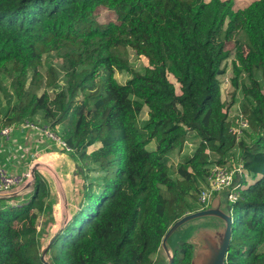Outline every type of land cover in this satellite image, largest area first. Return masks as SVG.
Returning a JSON list of instances; mask_svg holds the SVG:
<instances>
[{
    "label": "trees",
    "instance_id": "16d2710c",
    "mask_svg": "<svg viewBox=\"0 0 264 264\" xmlns=\"http://www.w3.org/2000/svg\"><path fill=\"white\" fill-rule=\"evenodd\" d=\"M102 10L109 16L99 20ZM241 20L248 43L236 44L235 92L228 105L221 77ZM125 49L147 59L144 73L129 66L120 54ZM51 53L63 62L48 65V85L66 72L54 99L37 93L43 57ZM115 70L132 78L121 85ZM2 73L13 76L11 89ZM262 82L264 0L242 12L234 0H0V130L26 120H39L56 133L61 127L58 133L75 157L100 174L84 185V198L47 249V261L164 264L158 255L165 235L200 210L198 196L211 168L229 164L240 148L236 163L252 181L238 179L233 216L239 215L225 264H264ZM238 101L242 114L234 124L229 111ZM145 108L148 120L140 124ZM241 116L248 127L238 138L232 128L240 126ZM191 135L199 139L197 147L172 171L169 156L182 152ZM51 194L37 171L27 203L11 206L0 199V264H44L40 238L48 224L40 231L37 224L50 216ZM173 253V264H192L195 248L183 241Z\"/></svg>",
    "mask_w": 264,
    "mask_h": 264
},
{
    "label": "rangeland",
    "instance_id": "374dc122",
    "mask_svg": "<svg viewBox=\"0 0 264 264\" xmlns=\"http://www.w3.org/2000/svg\"><path fill=\"white\" fill-rule=\"evenodd\" d=\"M205 1L209 2L210 0H205ZM234 1H235V9L239 12H242L243 10L248 8L253 2H255L257 0H234ZM98 16H99V20H101L104 17H108L109 13L102 10L99 12ZM242 20L239 22L238 27L236 28V34H235L234 39L230 43H228L227 51L229 52V57L224 63L225 74L221 77L222 100L225 101L228 105L232 102L233 94L235 92V87L233 86V83H232V80L235 78V75H234L233 69H232V63H233V60L235 58L236 44L240 43V44L246 45L248 43L247 36L245 35V33L242 30V26H243ZM120 54L124 58L127 59L129 66L133 70H135L136 72L144 73L145 70L147 69L148 65H149L146 58L136 55V53L131 49L122 50ZM65 55H66V52H65ZM62 62H63V60L58 59L56 53H51L50 55H48V54L44 55L42 66L40 68V71H41L44 79L40 85V88L37 91L38 95H42L45 92H47L50 94L51 98L54 99L56 97L57 93L62 88H64L65 80H66V78H65L66 72L65 71H63V73L61 72L62 75L60 76V78L57 80V82L53 86L48 85L50 79H49V76L47 74L48 67H49L48 65L50 63H52L53 65L54 64L55 65H61ZM68 62L69 61L67 59V64H68ZM58 69L61 70V67H58ZM31 77H32V74H29L28 75V81L25 85V89L29 88ZM1 78L3 80L4 85L7 88L11 89L13 76L9 75L8 73H2ZM114 78L117 80V82L119 84L123 85L129 79L132 78V75L128 72H118L117 70H115L114 71ZM172 80L176 84V87L179 91L180 86L176 83V81L174 79H172ZM251 87H252V90L255 89V85L252 82H251ZM262 88L264 91V83L263 82H262ZM3 105L5 108L9 107L8 98H5V97L3 98ZM147 112H148V110H147V108H145L144 112H142V114L140 116V120H139L140 124L143 122H146L148 120ZM229 112H230V118L232 119V123L235 124L237 121V116L239 114H242V102L238 101L232 108H230ZM37 118L41 119V116L39 115ZM46 125H48V124H46ZM60 129H61V127H58L57 131L59 132ZM24 131H25V133L30 132L29 129H27V130L25 129ZM245 140H247V136L245 137ZM198 143H199V139L196 138L195 136L191 135L182 152L176 151L169 156V167H170V169L172 171H176L179 168V166L181 165V163L183 161V157L190 154L195 149V147H197ZM98 148H99V145L91 148L88 151V153H91ZM155 148H156L155 143H151L148 146L149 150H154ZM52 153H53V158H51L47 155H44V154L35 155V157H31V161L33 163H36V164L30 166V168H31L30 171L32 173V169L36 165H38L40 163V161H47V163L51 162V166H52V163L55 164V166H57L58 171L56 169H54L56 171L57 175H54L52 170L46 166H43L40 164V166L38 167L37 171L48 181L49 187L52 191L51 197L47 200V202H49V204H50L49 205V208H50L49 215L50 216L45 215L44 217H40L39 220L43 221L42 224H44L45 221H49V218H50V220H55L56 219L55 214H58V219L61 223H63L62 229H64L66 227V225L69 223V222H67L68 219H69V221H71L72 213L79 208V205L84 198V195H83L84 191H85L84 185L89 184L92 181L91 178L98 176L100 174H98L96 172L95 168L88 170L85 167L84 162L81 161L79 159V157H75L74 153L71 155L70 154L64 155L63 153H60V152H52ZM241 153H242V150L240 148H237L231 154V156L233 158L231 160V162H239V160L241 158ZM54 155H57V157H55ZM212 159H213V161H216V160H218V157L213 154ZM0 163L3 166H5L2 163L1 155H0ZM5 167L10 168V166H5ZM14 172H17V171H14ZM19 173H21V172H19ZM246 180L248 182L252 181L248 176H246ZM34 189H35V186H34ZM34 189L32 191L24 194V195H18L17 196L18 198L12 197V198L8 199L7 203L11 206H19L22 203H27L31 199V197L34 193ZM26 195H29V196L31 195V197L29 198V196H26ZM24 196H26V197H24ZM19 197H21V198L24 197V198L22 200ZM231 215H232L233 219H235L238 217L239 212L236 211L234 216H233V213H231ZM196 221H199V220H192L190 222H187L186 224H182L179 227V229L174 233V235L170 238V240H169L170 245L173 243V241H188V240H190L191 235H193V233H192L193 231H191V230H193L195 228L192 226V224ZM188 227H190L191 230L183 232ZM42 244L45 245L46 242L42 243ZM165 249H166V247H163V246L161 247L158 257H165L164 256V255H166ZM46 259H47V256H46ZM164 264H167V262L165 261Z\"/></svg>",
    "mask_w": 264,
    "mask_h": 264
},
{
    "label": "built area",
    "instance_id": "2783aa9c",
    "mask_svg": "<svg viewBox=\"0 0 264 264\" xmlns=\"http://www.w3.org/2000/svg\"><path fill=\"white\" fill-rule=\"evenodd\" d=\"M239 127L232 128L233 133L240 138L242 129L248 127V122L241 116ZM27 130L37 134L40 139L39 143L43 145L44 150L58 151L66 155H71L75 152L60 135L52 130L49 125L43 124L41 121H24L20 127L15 125L3 127L0 130V149L5 143L11 142L16 136V131ZM247 174L242 163L230 162L227 165H215L211 168L210 174L207 177L206 185L202 188L198 196L199 211L210 208L211 203L220 194H223L226 199V205L231 213H233V205L240 198L241 182L237 178H246ZM237 182V183H236ZM35 177L31 171L14 172L11 167L6 168L0 163V199L8 200L15 192L19 195H24L34 189ZM43 221H38L37 227L42 229Z\"/></svg>",
    "mask_w": 264,
    "mask_h": 264
},
{
    "label": "crops",
    "instance_id": "0c3cea01",
    "mask_svg": "<svg viewBox=\"0 0 264 264\" xmlns=\"http://www.w3.org/2000/svg\"><path fill=\"white\" fill-rule=\"evenodd\" d=\"M39 141L40 139L37 137L36 133L31 131L25 133L24 129H19L18 131H16V136L14 137V139L9 143H5L1 148L0 155L2 163L5 166H10L13 171L26 172L30 171V166L36 164L31 161V157L44 154L53 158L52 152L58 151L44 150L43 145H41ZM54 156L57 157V155ZM40 163L51 166V162L47 163V161H40ZM51 167L58 171V168L57 166H55V164L52 163ZM238 179L239 178H237V180ZM31 195L26 196H29L30 198ZM24 197L19 198L23 200ZM210 208L221 210L222 212H230V210L227 209L224 205H221L218 202L215 203V200H213V202L211 203ZM216 213L203 215L196 219H193L199 220L192 224V226L195 228L191 230L190 227H188L183 231H193L191 239L187 241L192 243L196 249L193 264H213L216 256L222 249L226 235V221L223 217L218 216ZM55 218V220H50L49 218V221H45V223L48 225H46L45 228L41 231L40 243L42 244L46 242L45 245L42 244L44 248L48 247L52 239L63 228V223L59 221L58 214H55ZM179 242L183 241H173V243L171 244L172 247H175V245H177Z\"/></svg>",
    "mask_w": 264,
    "mask_h": 264
},
{
    "label": "water",
    "instance_id": "95a60500",
    "mask_svg": "<svg viewBox=\"0 0 264 264\" xmlns=\"http://www.w3.org/2000/svg\"><path fill=\"white\" fill-rule=\"evenodd\" d=\"M40 164L43 165V166L48 167L49 169L52 170V172H53L54 175H57V173H56V171L54 170L53 167H51V166H49L47 164H44V163H39L38 165H36L32 169V174H33L34 177L36 175V172H37L38 167L40 166ZM18 195L19 194H17V193L12 194L11 195V198L12 197H17ZM216 202L220 203L221 205H224L228 209V207L226 205V199H225V197H224L223 194H220L218 196V198L215 199V203ZM211 213H216L218 216L223 217L225 219V221H226L225 241H224V244L222 246V249L219 251V254L216 256L213 264H225L226 263V258H227L228 248H229V243H230V238H231V232H232V226H233V218H232L231 213L228 212V211H226V212L223 211L222 212L221 210L209 208V209H206V210H203V211H197L195 213L188 214L185 217H183L181 220H179L177 223H175V225L173 227H171V229L165 235V237L163 239V242H162V246L163 247H166V249H165L166 250L165 251L166 255H164L165 256L164 258L166 259L167 264H173V262H174V253H173L174 247H172V245H170V241L169 240L174 235V233L179 229V227L182 224H186L187 222L192 221L193 219H196V218H198L200 216L208 215V214H211ZM67 222H69V219H68ZM55 238L56 237H54L52 239V241L50 242V244L48 245V247H46V251L41 256L42 262L44 264H50L47 261V259H46L47 249L54 242ZM184 242H187V241H184ZM194 248H195V246H194ZM195 254H196V249H195ZM195 254H194V257H195ZM193 263H194V259H193Z\"/></svg>",
    "mask_w": 264,
    "mask_h": 264
}]
</instances>
